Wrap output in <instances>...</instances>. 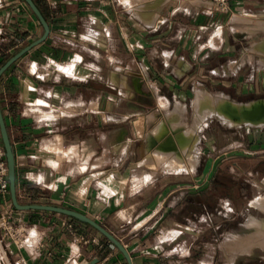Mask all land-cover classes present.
Masks as SVG:
<instances>
[{
	"label": "crops",
	"instance_id": "crops-1",
	"mask_svg": "<svg viewBox=\"0 0 264 264\" xmlns=\"http://www.w3.org/2000/svg\"><path fill=\"white\" fill-rule=\"evenodd\" d=\"M33 1L48 35L0 75L18 202L93 218L132 264H206L202 231L187 229L174 208L206 185L212 168L201 164L198 145L210 116L196 129L193 168L148 163L162 140L153 127L178 105L183 122L194 123L186 112L192 105L196 117L198 92L240 104L264 100V0H230L228 13L208 0ZM42 31L25 0H0V63ZM0 214L28 233L25 248L4 243L1 264H127L70 215L17 209L9 191L0 194Z\"/></svg>",
	"mask_w": 264,
	"mask_h": 264
},
{
	"label": "rangeland",
	"instance_id": "rangeland-1",
	"mask_svg": "<svg viewBox=\"0 0 264 264\" xmlns=\"http://www.w3.org/2000/svg\"><path fill=\"white\" fill-rule=\"evenodd\" d=\"M186 118L189 122L195 119L192 105L187 107ZM184 123L194 124L187 123L185 118ZM200 132L201 164L207 162L212 169L200 192L192 188L195 192L186 194L189 202L175 205L176 217L183 216L180 219L191 232L202 231L199 240L201 248L205 245L206 264H264V245L259 246L258 241L251 254H238L234 245L237 237L247 240L253 235V217H264V209L252 203L258 197L264 198V125L231 126L218 116L210 115L200 126ZM152 160L148 159L150 165L180 170L168 163L171 157ZM190 162L181 169L186 165L193 168L199 159L194 164ZM195 245L197 249L198 238ZM3 258L7 259V254L3 253Z\"/></svg>",
	"mask_w": 264,
	"mask_h": 264
},
{
	"label": "bare ground",
	"instance_id": "bare-ground-1",
	"mask_svg": "<svg viewBox=\"0 0 264 264\" xmlns=\"http://www.w3.org/2000/svg\"><path fill=\"white\" fill-rule=\"evenodd\" d=\"M263 44L264 42L262 45ZM263 47L264 45L262 48ZM259 48L261 49L260 45ZM193 109L196 117L192 126H188L189 124L186 125L183 122L184 108L178 105L175 111L167 112L164 119L159 120L157 125L154 126L155 128L153 127V134L158 138L162 137V140H160L158 145H156L158 139L156 140L153 137L149 138L148 142L150 145H156L153 150L151 149L152 151L149 156L151 160H161L171 157L172 160L168 163L179 169L183 168L186 162L191 161L193 164L197 162L198 157L194 152H192L196 129L205 120V118L210 115H217L221 117L224 122L230 125L241 123L264 125V100L254 101L249 104H240L228 98L218 99V96L214 97L211 93L204 91L198 92ZM165 135L166 137H164ZM263 199L264 198L258 197L252 201V203H254L253 205L261 207V209H264ZM251 221V225H253L252 227L254 229L253 235H251V237L247 240H242L241 237V239L237 237L236 243L234 244L238 254H251L257 244V241L260 243L259 246L264 245V217H253Z\"/></svg>",
	"mask_w": 264,
	"mask_h": 264
},
{
	"label": "water",
	"instance_id": "water-1",
	"mask_svg": "<svg viewBox=\"0 0 264 264\" xmlns=\"http://www.w3.org/2000/svg\"><path fill=\"white\" fill-rule=\"evenodd\" d=\"M25 2L29 5L32 12L36 15L39 22L42 25V34L31 41L26 46L22 47L20 50H18L16 53H14L11 57H9L3 65L0 66V75L18 58H20L23 54H25L27 51H29L32 47L38 45L39 43L43 42L49 31V26L44 18L43 14L41 13L40 9L36 5V3L33 0H25ZM0 138L1 142L4 146L5 150V157L7 162V168H8V188H9V196L12 205L20 210H29V209H43V210H50V211H56L59 213H63L66 215H70L80 221H83L90 226H92L100 235H102L106 240L111 242L124 256L125 261L127 264H132L131 256L126 247L122 244L120 240H118L112 233H110L104 226H102L100 223H98L93 218L79 212L76 210H72L65 207L60 206H54V205H46V204H20L17 200L16 196V181H15V159H14V153L12 149V144L10 141V137L6 128L5 120L3 117V113L0 106Z\"/></svg>",
	"mask_w": 264,
	"mask_h": 264
},
{
	"label": "built area",
	"instance_id": "built-area-1",
	"mask_svg": "<svg viewBox=\"0 0 264 264\" xmlns=\"http://www.w3.org/2000/svg\"><path fill=\"white\" fill-rule=\"evenodd\" d=\"M211 1L215 9L222 13H228L231 10L230 0H208ZM9 191L8 188V168L5 157L4 146L0 138V194ZM27 230L24 226L17 225L12 220L10 214H0V255L7 254V249L4 246V240L9 238L11 242L19 247L25 248L28 246L25 234ZM28 234V233H27Z\"/></svg>",
	"mask_w": 264,
	"mask_h": 264
},
{
	"label": "trees",
	"instance_id": "trees-1",
	"mask_svg": "<svg viewBox=\"0 0 264 264\" xmlns=\"http://www.w3.org/2000/svg\"><path fill=\"white\" fill-rule=\"evenodd\" d=\"M6 60H7V59H5L4 61H2V62L0 63V66L3 65V64L5 63Z\"/></svg>",
	"mask_w": 264,
	"mask_h": 264
}]
</instances>
